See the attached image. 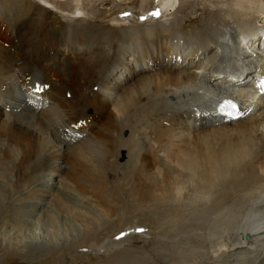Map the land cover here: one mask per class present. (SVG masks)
Here are the masks:
<instances>
[{
	"label": "bare ground",
	"instance_id": "obj_1",
	"mask_svg": "<svg viewBox=\"0 0 264 264\" xmlns=\"http://www.w3.org/2000/svg\"><path fill=\"white\" fill-rule=\"evenodd\" d=\"M233 2L239 9L232 16L225 12L226 9L223 12L214 11L207 7L201 8L195 2L182 7L184 10L193 6L190 13L185 16L187 18L184 20L187 22L185 26L191 23L192 14L202 12L201 15L194 16L199 22L194 28L196 34L191 38L171 34V31L167 33L163 26L156 25L138 28V33L132 34L131 40H128L130 34L125 32L120 35V44L116 42V47L110 45L109 50H105L99 46L98 39L82 42L85 36L82 33L69 45L72 49L65 52L72 58L67 62L59 60L61 52L66 49V42L62 39L66 35L61 33L58 38L44 30L47 26V15L39 18L38 23L29 21L28 24L7 27L6 31H2L0 26V34L7 32L8 29H14L9 35L8 47H0V141H5V147L0 146V195L3 196L2 200L0 197V209L4 206L5 200L14 198L24 183L31 186L34 179L31 173L36 164L33 159H37L41 151V156L47 159L44 173L53 168L51 174L54 173L55 178L51 183L45 178L47 180L45 185L47 188L50 186L49 190L44 189L45 197L41 195V185L36 186L29 204L38 198H44L38 211L40 214L46 211V214L48 209L45 206L48 204L52 206L50 200L52 194L56 191L60 195L71 187L64 184V188L55 189L57 177L62 173L70 170H73L74 174L80 172L74 167L58 164L69 155V146L66 148L61 141L66 139L65 132L70 136L67 139L78 141L75 144H80L79 151L91 156V161L94 159L93 156L96 157L93 152L96 150L95 145L103 149L108 161L113 152L110 149L112 147L110 127L107 135L100 134V131L101 124L106 121L112 108H115L122 126L118 125L120 132L130 133L129 138H121L125 143L122 148L131 153L128 159L130 165L136 164L135 161H141L142 169L153 171L155 175L160 176L155 185L156 189L162 191L159 194L161 198L157 197L154 202H161L168 207L173 206L171 209L174 211L191 210L194 215L193 219H190L188 213H180V218L183 219L181 232L192 233L187 248H180L176 242H160L159 245H165L167 250V254L159 253L164 262L180 260L175 264H264V187H261L264 186V174L255 176L256 179H251V182L233 178L232 181H227L230 182L229 186L224 179L221 181L224 175L220 177L227 169L242 167L249 171L254 170L252 163L255 161L249 164L253 158L260 157V160L264 161V96L257 98L251 84V78L254 79L257 72H264V59L254 58V54L260 50V44H264V23L259 24L258 19L264 12H258V15L253 11L246 13L249 10L246 4H253V1ZM147 3L150 4V0H147ZM39 5L42 6L40 3ZM47 10L49 11L47 14L52 15V11ZM240 11L249 15V18H240L243 15ZM78 16L74 15L71 20L77 18L81 20ZM55 20H58L56 15ZM174 21L178 26L183 25V21L176 17ZM33 25L39 26L40 29ZM56 25V32H62L61 23ZM83 30H88V27ZM240 31L243 38L239 35ZM111 35L104 36L101 40L106 43ZM241 42L252 46L259 44L243 52L240 48ZM179 44L193 46L194 50L190 54L192 58L178 52ZM53 77L56 82L53 81ZM36 85L38 89H42L39 86L41 85L44 88L43 92L33 91ZM4 87L6 90L2 92ZM225 95L246 102L245 108H251L252 112L238 121H222L215 114L214 103ZM85 102H91L92 106L85 107L83 105ZM6 108L8 112L5 111ZM89 110L92 111V115L87 114ZM19 112L21 116H18ZM37 112H41L38 130L25 119L31 115L36 119L39 114ZM45 134H50L51 137ZM239 134L242 137L237 139L235 136ZM195 137H210L211 140L218 142V147L204 152L205 154L196 151L197 149L185 151L183 148H177L174 153L176 157L173 156L176 141L182 142ZM236 140L239 142L236 143ZM145 141L151 148L149 147L148 154L142 155ZM166 142L170 146L164 150L163 156H152L163 150ZM85 143L88 145L84 148L81 145ZM12 148L18 151L17 156L12 155L10 150ZM207 148L208 146L206 150ZM98 159L96 158V161ZM173 166L176 172L180 171L175 175H181L183 180L187 179L196 186L192 201H189L191 198L185 193L184 199L187 201L175 205L174 196L182 195L183 189L174 187L180 181L179 178L171 176L175 171L172 169ZM164 167L170 174L166 173L163 176L159 173ZM194 172L205 174L198 177ZM207 173L210 175H206ZM75 181L74 177L73 183ZM203 184L209 185L211 190L204 188ZM222 184L226 189H222L221 195L224 199L218 203V207L216 209L214 206L205 207L201 208V211H196V208H200L196 202L213 196L214 191ZM154 194L155 192L143 196L154 199ZM216 199L217 197L214 198ZM146 201L147 199L144 202ZM154 202L150 208H155ZM12 210L3 211L2 215L7 218ZM224 210L238 214H232L229 218L220 217V212ZM208 211L212 215L207 216ZM58 212L56 209L54 215H58ZM216 212L219 213L214 218ZM86 213L78 215L77 221L84 228L83 234L89 235L88 248L93 249L94 255L101 254L107 257L126 244L136 241L142 244L147 242L146 236L139 232L138 236L130 234L120 241L109 240L98 246L94 243L98 240L97 232L100 231L102 224L98 222L94 224L97 219L92 221L89 213ZM54 215L51 216L54 218ZM226 226H233L234 235L226 240V243L214 242V234ZM198 229L204 230L202 236L195 234ZM131 230L135 232L136 227ZM246 235L249 237L247 240ZM83 243L84 239L73 238L69 245L80 246ZM29 246H36L35 249L32 248L29 257H37L36 255L46 251L42 250L44 248L37 249L34 243H30ZM124 247L121 248L122 251H127ZM49 248L53 251L56 246L50 245ZM209 253L211 258H207ZM125 255L128 261L118 264H147L144 258L130 257L132 254L128 255V251ZM170 257L172 259H168Z\"/></svg>",
	"mask_w": 264,
	"mask_h": 264
},
{
	"label": "rangeland",
	"instance_id": "obj_2",
	"mask_svg": "<svg viewBox=\"0 0 264 264\" xmlns=\"http://www.w3.org/2000/svg\"><path fill=\"white\" fill-rule=\"evenodd\" d=\"M233 1L235 0H150V4H148L147 0H144V2L143 0H0V10L2 11V13H0V26L2 27V31H6L7 27L16 26L21 23L28 24L29 21H37L38 23L39 18L47 15V26H45L44 30L49 31L51 34H55L58 38H60L61 33L66 35L62 37V39L66 42V49H64V52H61L59 60L61 62H67V60L71 61L72 58L71 56L66 55L65 52L72 49L69 45L72 44L73 41L76 40V38L82 33L85 35L82 38V42H90L92 39H98L99 46L105 48V50H109L110 45H112V47H116V42L120 44V35L125 32L130 34L128 40H131L133 38L132 34L136 33L138 28H148L149 26L154 27L156 25H160V27L163 26L167 33L172 32L171 34L175 33L180 36L191 38L196 34L194 28L197 27L199 22V19H195V17L196 15H201L202 12L198 11L196 14H192L190 18L191 23H189L188 26H185V23H187L184 21L187 19L185 16L187 13H190L193 6L187 7V9L184 10H182V7H186L187 4L195 2L196 5H200L201 8L207 7L213 9L214 11L218 10L223 12L226 9L228 11L225 10V12H228L227 14L232 16L235 15V11L239 9L234 6ZM249 1H253V4H246L249 8L246 13L253 11L255 15H258V12H264V0ZM37 2L42 4V6H40ZM159 8L163 9L162 14H160L158 18L152 16L151 13L155 12L154 10H158ZM252 8L255 10H252ZM47 9L52 11V15L47 14ZM240 13L243 14L240 18H249V15H245L243 11H240ZM55 15L58 17V20H55ZM74 15L75 17L79 15L78 17H80L81 20H78V18L71 20V17H74ZM262 16H264V14H262L258 19L260 20ZM112 17L114 18L111 19ZM175 17L179 21H183L184 26H180L179 24V27L176 25V21H174ZM59 22L62 26V32L60 33L56 32V24ZM20 27L22 28V26ZM33 27L40 29L37 25H33ZM86 27H88V30L84 31L83 29ZM13 32L14 29L11 28L8 29L7 32L0 34V47H8V41L10 38L9 35ZM110 34L112 35L108 42L105 43L101 40L102 37ZM242 34L243 33L240 31L239 35L241 38H243V36H241ZM245 45L247 48H250L254 46L257 47L256 45L258 44H254L253 46L247 44ZM177 50L181 55L192 58L190 54L194 49L191 45L179 44ZM111 55L112 54L110 53V56ZM53 79L54 82L57 81L55 77H53ZM4 90H6L5 87L2 92H4ZM83 105L87 108L92 106L91 102H85ZM7 110L8 109L6 108L5 111ZM19 114L20 115L18 116H21V112H19ZM87 114L92 115V111L89 110ZM11 115L12 114H10V116ZM31 116L25 119L32 125H35L36 130H38L40 128L38 121L41 120V112L37 115L36 119ZM118 125L122 127L116 109L112 108L106 121L101 124L102 130L100 131V134L104 133L107 135V130L110 127V136L112 139V147L110 149L113 152L108 158V161L107 155H105V152L99 145H95L96 150L93 152L96 157L93 156L94 159L91 161V156L84 152L83 154L79 151L78 146L80 144H75L78 141H71L67 139L70 137L68 135L69 133H64V138L66 139L61 141L66 148L69 146L70 150L68 157L65 159L66 161H59L58 164L68 165L70 167H74L75 169H79L80 174L77 172L74 174L73 170H70L62 173L60 177H57L58 181L55 184L56 190H58L59 187L64 188V184H67L66 186L70 185L71 187L68 188L67 191L60 193V195L56 191L52 194L50 198L52 206L50 207V204L45 206L46 209H48L47 211H50L51 213L47 212L45 214L46 211H44V213L40 214V211H38L44 198H38L29 204L30 198L34 195L33 190L35 191L36 186L41 185V195L43 194L45 197L46 192L44 189H50V186L47 188L45 185V183H47L45 178L49 179V183H51L52 179L55 178L54 173L51 174L53 172V168H50L47 173H44L46 170L47 159H44L43 156H41L42 151L39 153L37 159H33V161L37 164H35V168L31 173V175H34L33 183L31 186L30 184L28 185L27 183H24L18 193L15 194L14 198L9 201L5 200V204L1 208L2 210L0 209V264H118L120 262L123 263L128 261L125 255L127 251L128 255L132 254L130 257H134L136 259L144 258L147 264H175L180 261L166 260L165 263L159 253L162 252L167 254V250L165 245L161 246L159 244L162 241H169L171 243L176 242L175 244H179L180 248H187V245L190 244L188 242H190L192 233L187 234L186 231L181 232L180 228L183 224V219L180 218V213H188L187 216H190L188 217L190 219H193L194 215L191 210H189L190 212H181L180 209L174 211L171 209L173 206L168 207L163 205L161 202H154L158 198H161L159 194L162 191L160 189H156L155 185V182L160 179V176L155 175L153 171L151 172L150 170L147 171L142 169L141 161L133 160L138 164L136 163L132 166L130 165L128 159H130L129 157L131 153L130 151L122 148L125 143L121 139L129 138L130 133L129 131H123V133L120 132ZM60 131H62V129ZM48 133L51 134L52 132L48 131ZM50 134L45 135L47 137H51ZM235 137L240 139L242 135L239 134ZM201 138L195 137L192 138L193 140L187 139L188 141H176L173 156L176 157L174 153L177 148H183L185 151L197 149L196 151L205 154L206 151L209 152L212 148L218 147V142L213 139L211 140L210 137H203L204 139ZM0 142V146L4 148L5 141ZM237 142L239 141L236 140V143ZM86 145L88 144L85 143L81 146L85 148ZM169 146L170 144L166 142L163 150L159 152L157 151L152 154V156L162 157L164 150ZM207 146L208 148L206 150ZM149 147L151 148L147 141H145L142 149V155L148 154ZM76 148H78V150H75ZM10 150L13 156L18 155L17 150H14L13 148ZM252 155L250 157H252ZM96 158H99L98 161H96ZM253 159V161H250L249 164L255 161V163H252V165H254V170L251 169L249 171L246 168L242 169V167H238L236 169L226 168L227 171L225 170L226 172L223 171L220 174V177L224 175L222 176L221 181L224 179L223 181L227 183V181H232L231 179L233 178H241L243 181L251 182V179H256L255 176L263 175L264 161H261L260 157ZM10 165L12 166L13 164ZM165 168L166 167H164V169L162 168L164 170H162L163 172H159L162 173L163 176L166 173L170 174ZM172 169L175 171L171 176L179 178L180 181V183L174 187L183 189L182 195L177 194L174 196L173 200L175 205H180L187 201L184 199L185 193H187L191 198L189 201H192L196 186L194 183L187 181V179L183 180L181 175L177 176L180 171L176 172L177 170L174 166ZM194 173L198 177L205 174H198L197 172ZM206 175H210V173H207ZM74 177L76 178V181L73 183ZM203 185H205L204 188L210 189L209 185ZM223 187L224 184L218 187V189L214 191L213 196L197 201L196 205L200 208H196V211H201V208L213 206L216 209V207H218V203L224 199L222 198L223 195H221V192L222 189L225 190L226 188ZM154 192V199L143 196V194L151 195ZM224 192L227 193V191ZM47 195L49 196V193H47ZM0 197L2 200L3 196L0 195ZM216 197L217 199L214 200ZM146 199L147 203L144 202ZM153 202L157 208L156 206L155 208L149 207L153 205ZM143 204L145 205L143 206ZM8 209L13 210L8 213L7 219L3 215ZM56 209L59 211L58 215H54ZM86 212L89 213L92 221L97 219L94 221V224L95 222L102 224L100 231L97 232L99 233L97 237L98 240L94 244L102 246L106 241L112 240L117 242L130 234L138 236V234L142 232V235H145L147 238V242L143 243L145 246L142 243H139V241H136V243H130L129 245L126 244L125 247H120L118 251L111 252L109 255L107 254V257L106 255L102 256L101 254L94 255L93 249L88 248L90 242H88L87 238L89 235L87 236V233L83 234L82 230H84V228L77 221L78 215ZM218 213L219 212H216L214 218L218 215ZM50 214L54 215V218ZM206 214L209 216L211 212L208 211ZM232 214L238 213L234 211L231 212L230 210H224L220 212V217L229 218ZM4 217L5 220H3ZM53 222L55 223L53 224ZM135 227L136 230L133 232L131 229H135ZM138 228L145 231H138ZM232 228L233 226H226L218 230L214 234V242L226 243V240H229V238L234 235ZM127 231L129 232L127 233ZM195 234L197 236H202L204 234V230L198 229ZM73 238H76V240L84 239L85 243L81 244L82 246H78L76 244L71 246L69 244ZM245 240H247L246 237ZM30 243L36 244L37 249L44 248L42 250L46 251L42 254L40 253L36 255L37 257H29L32 252V248L34 247L35 249L36 247L29 246ZM50 245H54L56 248H53L52 251L49 248ZM77 246L80 249L77 248ZM123 247L126 248L127 251H122L121 248ZM208 257L211 258L210 253L207 255V258ZM168 259H172V257Z\"/></svg>",
	"mask_w": 264,
	"mask_h": 264
},
{
	"label": "snow or ice",
	"instance_id": "obj_3",
	"mask_svg": "<svg viewBox=\"0 0 264 264\" xmlns=\"http://www.w3.org/2000/svg\"><path fill=\"white\" fill-rule=\"evenodd\" d=\"M151 15L158 18L160 16V13L157 11V12L151 13ZM138 231H143V229H139ZM118 239H119V237H118Z\"/></svg>",
	"mask_w": 264,
	"mask_h": 264
},
{
	"label": "water",
	"instance_id": "obj_4",
	"mask_svg": "<svg viewBox=\"0 0 264 264\" xmlns=\"http://www.w3.org/2000/svg\"><path fill=\"white\" fill-rule=\"evenodd\" d=\"M260 23H264V16H262L261 18H260V20H259V24ZM248 238V237H247Z\"/></svg>",
	"mask_w": 264,
	"mask_h": 264
}]
</instances>
